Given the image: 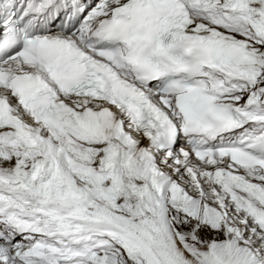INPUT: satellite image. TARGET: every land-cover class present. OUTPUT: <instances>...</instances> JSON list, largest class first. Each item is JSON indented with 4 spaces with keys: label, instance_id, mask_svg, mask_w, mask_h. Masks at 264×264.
Segmentation results:
<instances>
[{
    "label": "snow or ice",
    "instance_id": "obj_1",
    "mask_svg": "<svg viewBox=\"0 0 264 264\" xmlns=\"http://www.w3.org/2000/svg\"><path fill=\"white\" fill-rule=\"evenodd\" d=\"M0 264H264V0H0Z\"/></svg>",
    "mask_w": 264,
    "mask_h": 264
}]
</instances>
